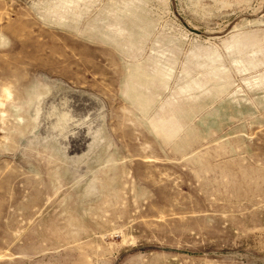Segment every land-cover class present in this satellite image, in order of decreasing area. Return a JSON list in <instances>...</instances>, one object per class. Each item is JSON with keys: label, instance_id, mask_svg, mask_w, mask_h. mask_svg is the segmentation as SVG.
Segmentation results:
<instances>
[{"label": "rangeland", "instance_id": "374dc122", "mask_svg": "<svg viewBox=\"0 0 264 264\" xmlns=\"http://www.w3.org/2000/svg\"><path fill=\"white\" fill-rule=\"evenodd\" d=\"M0 264H264V0H0Z\"/></svg>", "mask_w": 264, "mask_h": 264}]
</instances>
